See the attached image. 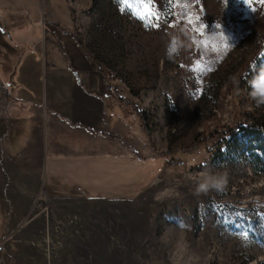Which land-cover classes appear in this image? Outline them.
<instances>
[{"label":"rangeland","instance_id":"rangeland-1","mask_svg":"<svg viewBox=\"0 0 264 264\" xmlns=\"http://www.w3.org/2000/svg\"><path fill=\"white\" fill-rule=\"evenodd\" d=\"M171 5L168 14L169 0H153L164 22L151 28L139 18L145 0L24 6L40 28L69 20L93 63L122 78L111 91L132 128L134 162L124 170L106 154L90 155L80 158L82 172H59L38 191L9 194L13 178L0 154V264H264V155L244 147L248 129H235L264 125V106L250 96V82L264 68V2ZM5 26L0 13V31ZM182 27L193 47L170 61L169 34ZM218 29L230 49L213 41V51H202L209 44L202 33ZM3 39L0 32V145L13 101ZM7 137L19 139L13 127ZM206 172L226 173L225 189L196 194ZM26 199L29 209L19 207Z\"/></svg>","mask_w":264,"mask_h":264},{"label":"crops","instance_id":"crops-1","mask_svg":"<svg viewBox=\"0 0 264 264\" xmlns=\"http://www.w3.org/2000/svg\"><path fill=\"white\" fill-rule=\"evenodd\" d=\"M32 1L2 0L14 10L0 7L6 23L0 32L9 51L2 63L4 82L13 97L1 144L5 150L0 145L13 178L9 194L38 191L42 181H58L59 172H82L86 165L80 158L90 155L106 154L110 164L120 161L124 170L134 162L132 128L115 92L106 90L105 73L68 30L69 20L65 25L50 19L40 28L36 15L29 22L24 6ZM12 127L19 136L15 143L7 137ZM29 201L18 205L29 209Z\"/></svg>","mask_w":264,"mask_h":264},{"label":"clouds","instance_id":"clouds-1","mask_svg":"<svg viewBox=\"0 0 264 264\" xmlns=\"http://www.w3.org/2000/svg\"><path fill=\"white\" fill-rule=\"evenodd\" d=\"M203 28V23L200 24ZM170 39L166 48V57L170 61H174L182 51H188L193 47L192 34L187 27L180 28L174 34L170 33ZM207 39L209 41L208 46L205 48L202 43V51H213L211 42L216 41L223 44L225 50L230 49L231 45L228 42V37L219 29L214 32L202 33V40ZM202 42V41H201ZM251 84V98L255 101L257 107L264 106V68H261L257 74L253 77ZM228 179L226 173L222 172H206L197 181L196 194L207 193L209 191H223L227 186ZM178 223L183 224L182 220H178Z\"/></svg>","mask_w":264,"mask_h":264},{"label":"trees","instance_id":"trees-1","mask_svg":"<svg viewBox=\"0 0 264 264\" xmlns=\"http://www.w3.org/2000/svg\"><path fill=\"white\" fill-rule=\"evenodd\" d=\"M248 129L244 132L246 139L245 140V148L246 149H256L258 154L264 155V125H261L260 123H254V124H247L246 126H239L235 129ZM235 140L233 139V135L229 137L227 141ZM264 167H260L258 170H262Z\"/></svg>","mask_w":264,"mask_h":264},{"label":"snow or ice","instance_id":"snow-or-ice-1","mask_svg":"<svg viewBox=\"0 0 264 264\" xmlns=\"http://www.w3.org/2000/svg\"><path fill=\"white\" fill-rule=\"evenodd\" d=\"M119 2V0H118ZM252 0H245L246 4H251ZM261 2H264V0H261ZM145 4L147 5L146 10L144 11V15L139 17L145 22L146 27H159L161 23L164 21L161 19V14L159 12H154L152 8L153 0H145ZM171 0H169V12L168 14H171L170 8H171ZM143 7V6H142ZM199 19V17H197ZM191 22V21H190ZM199 30V29H198ZM223 207V206H221ZM247 231L243 233V238L247 239Z\"/></svg>","mask_w":264,"mask_h":264},{"label":"built area","instance_id":"built-area-1","mask_svg":"<svg viewBox=\"0 0 264 264\" xmlns=\"http://www.w3.org/2000/svg\"><path fill=\"white\" fill-rule=\"evenodd\" d=\"M104 77H105V84H106V90L107 91H110L113 89V83H116L118 81H121L122 78L115 75L112 71L110 72H106L104 74ZM182 161H178V163H181Z\"/></svg>","mask_w":264,"mask_h":264},{"label":"bare ground","instance_id":"bare-ground-1","mask_svg":"<svg viewBox=\"0 0 264 264\" xmlns=\"http://www.w3.org/2000/svg\"><path fill=\"white\" fill-rule=\"evenodd\" d=\"M46 235H48V237H47V238H49L50 234H48V233H46V232H45V236H46ZM44 238H45V237H44ZM47 241H48V240H47Z\"/></svg>","mask_w":264,"mask_h":264}]
</instances>
